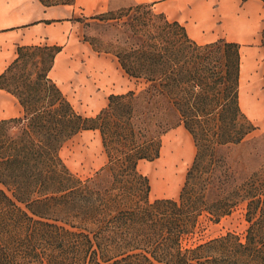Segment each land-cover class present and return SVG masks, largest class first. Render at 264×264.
Listing matches in <instances>:
<instances>
[{
	"label": "trees",
	"instance_id": "1",
	"mask_svg": "<svg viewBox=\"0 0 264 264\" xmlns=\"http://www.w3.org/2000/svg\"><path fill=\"white\" fill-rule=\"evenodd\" d=\"M92 18L116 20L122 44L105 52L145 87L111 94L86 117L50 76L62 46L18 47L0 75L23 108L0 119V264H264V170L238 181L220 154L256 129L240 104L241 45L199 43L148 3ZM177 125L194 138V161L178 198L151 201L139 164L160 157L162 136ZM86 129L100 131L108 162L82 180L61 150ZM244 201L245 240L228 233L183 246L202 214L220 219Z\"/></svg>",
	"mask_w": 264,
	"mask_h": 264
},
{
	"label": "rangeland",
	"instance_id": "2",
	"mask_svg": "<svg viewBox=\"0 0 264 264\" xmlns=\"http://www.w3.org/2000/svg\"><path fill=\"white\" fill-rule=\"evenodd\" d=\"M232 5L236 9V19L227 20V14L220 9ZM134 5V4H133ZM215 13L211 26L203 30L200 41L227 40L241 45L242 78L240 83V104L242 111L254 123L256 129L248 134L242 143L222 147L223 155L237 171L238 181L253 173L264 170V47L262 32L264 30V2L262 0H213ZM128 8V7H126ZM125 9V8H121ZM121 9H114L118 14ZM73 26L68 28L66 44L81 47L73 53L72 60L77 65L73 77L62 85L67 97L78 112L86 117H95L109 103V90L103 87L102 79L96 74V66L90 67L92 59L110 58L118 60L111 52H105L110 46L117 49L122 43L119 33L110 23L116 20L103 21L92 17L77 16L72 19ZM122 20H127L126 17ZM227 22V24H226ZM88 85L78 80L80 66L87 61ZM124 77L127 76L117 65ZM120 73V74H121ZM100 76V75H99ZM127 78V77H126ZM129 86L136 92L145 87L141 80L128 77ZM95 84V85H94ZM125 86H123L124 88ZM242 99V100H241ZM196 145L192 134L184 125L171 127L162 136L160 157L153 161L143 160L139 169L151 182L150 200L158 198H178L185 183L187 172L196 155ZM61 156L67 166L82 180L94 177L108 162L99 130L86 129L68 141L61 150ZM161 176V177H160ZM4 188L0 184V189ZM247 202H241L233 210L216 219L204 213L199 217L194 233L183 240L185 248L206 243L212 239L234 233L245 240L250 226L247 216Z\"/></svg>",
	"mask_w": 264,
	"mask_h": 264
},
{
	"label": "crops",
	"instance_id": "3",
	"mask_svg": "<svg viewBox=\"0 0 264 264\" xmlns=\"http://www.w3.org/2000/svg\"><path fill=\"white\" fill-rule=\"evenodd\" d=\"M227 1L230 0H225V3ZM212 2L213 0H75L74 4L45 6L40 0H0V75L16 59L19 46L56 44L62 46V50L55 58L50 76L62 89L63 84L74 78L77 65L71 56L81 47L85 50L88 48L86 44L76 47L74 44L65 43L68 28L74 24L72 19L77 16L92 17L136 3L151 4L156 12L164 13L170 20L179 21L186 27L189 36L197 42H213L212 39L205 42L199 39L203 30L211 26L215 13H219L213 9ZM231 6L227 4V7L224 5V9H220V12L222 10L228 15L227 20L236 19L235 6ZM86 58L87 61L80 66L81 74L76 76L78 79L75 81L83 80L88 85V54ZM90 65L96 66V75L102 79L103 87H113L108 91L109 95L135 90L129 86L130 76L121 68L118 60L97 58L94 61L92 59ZM117 65L127 76L124 77L118 71ZM242 73L241 59L240 83ZM22 113L19 100L6 89L0 88V119L18 117Z\"/></svg>",
	"mask_w": 264,
	"mask_h": 264
},
{
	"label": "bare ground",
	"instance_id": "4",
	"mask_svg": "<svg viewBox=\"0 0 264 264\" xmlns=\"http://www.w3.org/2000/svg\"><path fill=\"white\" fill-rule=\"evenodd\" d=\"M242 100V99H241ZM161 177V176H160Z\"/></svg>",
	"mask_w": 264,
	"mask_h": 264
}]
</instances>
